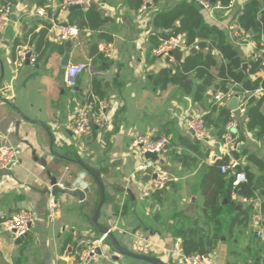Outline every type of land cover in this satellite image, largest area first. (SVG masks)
Here are the masks:
<instances>
[{
  "label": "crops",
  "instance_id": "1",
  "mask_svg": "<svg viewBox=\"0 0 264 264\" xmlns=\"http://www.w3.org/2000/svg\"><path fill=\"white\" fill-rule=\"evenodd\" d=\"M3 1L5 0H0V3ZM61 1L14 0L10 22L0 36V86L5 83L8 93L13 97L11 100L0 98V140L10 146H22L19 162L10 169L11 172H0V219L21 210L31 213L34 218L31 230L20 242L11 233H0V264L74 262L79 251L102 235L92 223L99 205L97 223L100 226L115 229V226L125 228L126 225L128 230L141 227L145 235L151 234L149 238L157 244L149 252L152 256L159 249L175 252L177 257L179 253H199H185L182 236L175 234L181 228L189 234L193 232L191 236L196 240L200 236L205 240L217 236L215 245L206 253L215 264H264V240L255 236L257 229L264 225V217L260 211L262 197L256 193L255 197L246 198L240 195V191L236 195L231 194V199L236 204L234 210L225 206L221 195L214 207L206 203L208 194L213 190L208 167L216 161L236 160L239 165L248 166L255 175L264 174V137L255 138L245 125L244 114L234 111L236 126L231 129L234 135L232 144H226L223 135L219 138L214 134L215 130L210 128H207L206 139L194 143L187 130V121L191 115L184 108L186 106L183 103L184 106L176 104L172 96L177 89L179 97L182 94L186 102L191 101L204 110L199 114L203 117L211 110V102L215 103L213 86L207 88V101L201 103L193 102L189 95L181 93L173 84L154 94L145 86L146 75L156 69L151 54L147 52L146 62H142V116L137 117L136 113L140 114L141 109H133L126 98L128 94H125L126 91L133 97L132 84L127 81L131 63L120 59L122 56H119V51H116L115 58L107 60L99 52L98 46L106 42L113 44L115 48V44L122 45L132 39L137 32L136 23H141L135 20V17H139L135 16L139 13L138 10L129 9L125 0H85L81 7L67 11L60 9ZM247 1L234 0L230 6L223 7L212 0L219 6L212 14L203 11L206 19L228 32L229 40L239 48L248 64L247 73L242 71L254 80L258 76H264V68L250 74L249 62L261 58L263 67L264 58L261 50L256 49L251 36L237 25L235 15ZM174 4L176 3L170 2L169 6L163 8ZM261 4L264 6V0H261ZM89 5H94L111 16L112 20L106 22L100 30L111 35V40L97 38L100 32L97 31L81 35V48L71 43L68 61L70 59L71 62L86 64V69L71 88L74 91H68L70 88L64 84L65 67L61 65V60L66 47L64 53L53 51L39 63L26 62L17 66L16 59L22 50L37 57L34 51L36 33L45 30V39L60 44L56 41L59 27L65 23L77 24V19L71 14L76 10H84ZM38 7H45V16L35 14ZM146 27L148 28V22ZM235 30H243L247 35L241 41L233 42L230 34ZM133 39L142 40L147 49L154 47L149 35L142 33V37H139L137 34ZM94 42L98 43L97 52L91 55L90 45ZM183 47L181 55L187 54L190 49L185 45ZM213 54L217 62L221 63V55L217 51H213ZM96 55L100 57L97 60ZM169 62L175 63L172 59ZM212 71L215 72V69ZM192 75L193 73L190 77ZM194 79L193 82L196 83L198 80ZM234 85L240 87L239 84ZM94 86L101 87L102 96L92 93ZM116 91L119 99L115 102L111 95ZM91 94L114 104L113 127L101 131L94 128L90 135L74 139L68 129L69 123L75 110L89 101ZM261 94L262 91L252 92L251 96ZM169 102L180 109V115L184 114L183 118H166L178 113L170 112L169 109L167 111ZM118 104L121 105L119 109ZM229 111L231 113L232 110ZM261 112L264 113V105ZM185 115H189L187 120ZM66 128L68 136L61 132ZM128 129L135 132L138 130L142 134L146 130V135L156 138L165 136L169 139V150L163 162L160 161L171 179L163 189L153 190L150 182L148 186L144 184L148 182L143 179L144 175L139 177L134 174L137 161L126 152L130 139ZM184 133H188L193 143L198 145L197 150L182 147L180 137ZM33 150L36 156L44 157L45 167L36 161ZM182 151L196 158L195 164H189L192 163L189 159L184 166L177 157ZM249 155L261 160L262 166L249 158ZM47 173L56 176L57 182H62L71 189H88L82 200L66 193L56 194L58 210L52 222L48 220L46 212L50 189ZM244 198L248 200L244 201ZM215 220H218L217 225ZM162 259L167 258L163 256ZM96 264L154 263L130 257H121L115 261L102 252ZM167 264L183 263L178 259L174 262L168 260Z\"/></svg>",
  "mask_w": 264,
  "mask_h": 264
},
{
  "label": "trees",
  "instance_id": "2",
  "mask_svg": "<svg viewBox=\"0 0 264 264\" xmlns=\"http://www.w3.org/2000/svg\"><path fill=\"white\" fill-rule=\"evenodd\" d=\"M143 1L125 0V3L129 9L137 11ZM230 1L213 0L214 3H219L223 7H228ZM71 15L77 19L81 35L84 32L100 31L106 22L112 20L111 16L104 14L94 5H89L84 10L73 11ZM235 15L237 16V25L255 41L256 49L261 50L264 46V6H262L261 0H248L241 9L236 11ZM45 32L43 30L34 35V38L36 37L34 51L37 54L35 63H39L41 59L45 60V57H48L53 51L62 54L66 50L65 44H56L45 39ZM147 32L154 47L159 44L160 39H170L181 35L184 45L190 49L184 55L174 54V64L169 62L167 56L152 58L156 69L146 75V87L157 94L164 91L169 84H173L181 93L189 95L192 101L197 103L207 101L205 94L210 86H213L214 93L217 90H227L229 83L239 84L243 91H254L261 88V95L251 96L248 99L244 118L247 129L253 132L255 138L264 137V113L261 112V107L264 105V76H258L252 80L245 75L240 68L246 60L242 57L239 48L229 40L228 32L225 29L206 19L205 12L194 0H180L171 7L154 12L148 20ZM97 38L110 41L111 35L100 31ZM194 44L198 46V49L192 50ZM97 45V42L90 45L89 53L91 55L97 52ZM152 48L151 46L147 53H150ZM213 51H217L221 55V63L217 62ZM261 62V58L250 61L248 73L255 74L259 69H263L264 66L262 67ZM212 69H215V72ZM191 73L198 81L181 87L180 84L188 79ZM100 88L94 86L92 93L102 96ZM230 114L229 110L211 102V110L202 118L206 127L215 130L214 134L221 138L225 124L230 119ZM180 139L184 149L197 150L198 145L193 143L188 133H184ZM177 157L184 166L187 161L189 162V159L192 162L189 164H195L197 160L185 151L179 153ZM249 158L254 159L259 166H262L261 160L256 159L254 155H249ZM224 163L227 161L218 160L208 167L211 171L209 178L213 190L208 194L206 203L212 204L214 207L217 198L221 195L225 206L234 210L236 204L231 199L232 192L238 193L240 191V195L246 198H253L258 193L262 197L260 211L264 217V174L255 175L248 166L238 165L237 171H243L247 180L233 189L234 174L220 172V165ZM222 189L223 192L221 193ZM215 223L217 225L218 220H215ZM175 234L182 236L185 253L197 251L206 254L215 245L217 239V236L214 235L208 240H205L203 236L196 240L195 237L191 236L193 232L189 234V232L182 231L181 228L175 231Z\"/></svg>",
  "mask_w": 264,
  "mask_h": 264
},
{
  "label": "built area",
  "instance_id": "3",
  "mask_svg": "<svg viewBox=\"0 0 264 264\" xmlns=\"http://www.w3.org/2000/svg\"><path fill=\"white\" fill-rule=\"evenodd\" d=\"M198 6H200L204 11L212 14L217 6L212 2V0H194ZM234 0L230 1L229 6ZM85 0H62L59 4L62 10H72L77 7L84 5ZM14 8V0H5L0 3V36L3 34L5 28L10 22L11 15ZM150 8V0H144L143 4L138 9L141 14L146 9ZM38 16H45V7H38L35 11ZM149 17L147 18L148 21ZM142 33L148 35L147 28H142ZM247 35L243 30H235L230 34V38L233 42L241 41L242 38ZM81 31L76 23H65L59 27L58 33L56 34V41L59 43H65L69 41L79 48L82 47L83 43L81 41ZM183 41V37L178 35L176 37H171L170 39H160L157 46L153 47L150 51L152 58L167 56L169 59L174 60V54H169L174 49L178 48L180 52L183 51L184 47L180 46V41ZM194 49H198L197 45L193 46ZM99 52H101L107 59H111L116 55V49L113 44L102 42L98 46ZM264 53V46L261 49ZM29 51L22 50L19 52L16 59L17 66H22L28 61L30 64H34L36 61V55L30 53ZM175 62V60H174ZM86 69V64L82 62H71L70 59L65 66L64 72V84L67 88H73L76 84L78 76ZM8 86L3 83L0 86V98L4 100L13 99L12 94L7 91ZM262 91L258 88L254 91L244 90L238 95V105L235 110L231 111L230 120L225 125V131L223 137L226 144H232L234 140V135L232 134V127L236 126L235 113L244 114L246 111L247 101L251 96L252 92ZM235 95V90L233 87L228 86L227 90H217L214 93L213 100L215 103L222 105L227 103ZM115 112V107L113 103L105 99H101L98 96L91 94L90 100L78 107L69 123L70 135L74 139L83 138L92 133L94 128L105 129L112 126V119ZM192 129L194 136L199 140H204L208 136V129L199 114L191 115L187 121V130ZM133 147H136L141 155L145 153H155L157 159L146 158L144 156V161H138L134 174L143 173V175H149L150 185L153 190L163 189L168 181L171 179L168 172H166L159 162L160 156H165L169 150L170 141L167 137H157L154 138L150 135L142 133H134L132 140ZM22 152L21 145L10 146L7 144L0 145V172L4 169H12L19 162L20 154ZM239 163L236 160H231L227 163L220 165V170L222 173H232L234 178L232 180V187L235 189L239 184L247 180L246 175L243 171H237ZM155 175V177H152ZM56 185L60 188H65V184L62 182H56ZM48 201L46 206L47 217L50 222L54 221L57 215L58 202L56 200L55 194L52 193L51 186L49 187ZM236 195L235 191L232 192ZM244 201L248 200L246 198ZM34 222V218L31 213L27 211H19L12 214L9 217L0 219V231H5L14 235V237L20 238L27 235L31 230ZM256 237L264 240V225L257 229L255 233ZM107 239L106 233L100 235L95 240L89 242L85 248L77 253V259L69 264H96L101 257L99 248L102 249L104 242ZM177 253V252H176ZM174 257L179 259L183 264H215L210 257L206 254L195 253L192 255H185L179 253Z\"/></svg>",
  "mask_w": 264,
  "mask_h": 264
},
{
  "label": "water",
  "instance_id": "4",
  "mask_svg": "<svg viewBox=\"0 0 264 264\" xmlns=\"http://www.w3.org/2000/svg\"><path fill=\"white\" fill-rule=\"evenodd\" d=\"M183 41L181 39L180 41V46H182ZM65 47L67 48L66 52L64 53L62 60H61V65L63 67H65L68 63V57H69V49L71 47V43L69 41L65 42ZM194 50V49H193ZM169 54H180L181 52L178 48L174 49L173 51H171ZM30 55V53H28V56ZM261 56L264 58V53L262 52ZM28 63V61H27ZM247 67L248 64L246 62H244L241 65V70H243L245 73H247ZM191 80L190 79H186L184 80L180 85L181 87L186 86ZM230 87H233L235 90V95L230 99V101L226 104L223 105V109H227V110H235L237 108L238 105V95L241 92V87L234 85L233 83H229ZM17 130V129H16ZM189 134L191 135V137L193 138L194 143H199L200 140L197 139L194 136V132L192 129H188ZM5 144V141H1L0 140V145ZM33 154H34V158L36 159V161H38V163L40 165H42L43 167L46 166V161L44 159V157H38L35 155V150H33ZM146 158H151L156 160L157 159V155L155 153H150L147 152L144 155ZM10 169H4L3 173H10ZM50 173V172H48ZM48 177L50 179V186H51V190L53 194H58V193H66L68 195H71L73 197H79V199H83L84 198V194L85 192L88 191L87 188L84 189H71L69 187H65V188H60L58 187V185H56V176L48 174ZM152 177H155V175H152ZM149 175H144L143 179L145 181H149ZM123 190V188H122ZM99 208L100 205L98 206V208L95 211L94 217L92 219V223L95 225V227L100 231L101 234L106 233L107 235V239L104 242L105 245V253L107 255H109L110 258H112V260H118L121 259V257H130V258H135V259H140L143 261H148V262H152L154 264H167V261H177V258L174 257L173 252L171 253L169 250H156V253L154 256H152L149 252L150 250L153 251V249L155 248V246L157 245L153 240H151L149 237L151 234L145 235V232H142V228L138 227L136 229H127L126 225L124 226L125 228H120V225L115 226V229H110L108 226L102 227L97 223V218L99 215ZM26 235L17 238L18 241H22V239L25 237ZM153 246V247H152ZM152 248V249H151ZM99 252L102 253L103 250L101 248H99ZM163 256H166V260L162 259Z\"/></svg>",
  "mask_w": 264,
  "mask_h": 264
},
{
  "label": "rangeland",
  "instance_id": "5",
  "mask_svg": "<svg viewBox=\"0 0 264 264\" xmlns=\"http://www.w3.org/2000/svg\"><path fill=\"white\" fill-rule=\"evenodd\" d=\"M180 0H150V8L149 9H146L143 13H136L135 14V16H139L138 18L137 17H135V20H136V22L137 21H141V23L139 22H137L136 24H137V29H136V35L133 37V38H135L136 36H137V34L139 35V37H142V27H146V23L148 22L147 21V18L149 17V15H151L155 10H159V9H164L163 7H166L168 4H170V2H171V4H173V3H177V2H179ZM169 6V5H168ZM14 9V8H13ZM140 18V19H139ZM139 19V20H138ZM147 28V27H146ZM139 31V32H138ZM130 39V40H128L127 42H123L122 43V45H120V44H115V48H116V51L118 52L119 51V56H122V58H120V59H124L125 61L126 60H128L131 64H130V75H129V77L127 78V81L130 83V84H132V90H133V94H131V96H133V97H130L129 96V93H127L126 91H125V94H128V96H126V98H128V101H129V105L130 106H132L133 107V109L135 108V107H139L140 109H141V113L139 114V113H136V116L137 117H139V115L140 116H142V62H146L145 61V58H146V56H145V53L147 52V46L145 45V43H142V40L141 41H135V39ZM152 43V42H151ZM123 46V47H122ZM122 47V48H121ZM116 56V55H115ZM115 56L113 57V58H115ZM119 56H117V59L116 60H118L119 59ZM98 58H100L98 55H96V60L98 59ZM113 58H111V59H113ZM111 59H107V60H111ZM129 66V65H128ZM190 79L192 80L191 81V83L195 80L194 78H193V75L190 77ZM195 82V81H194ZM193 82V83H194ZM177 90V89H176ZM175 90V94L172 96V98L176 101V104H180V105H182V106H186V107H184V108H186V110H188V114L189 115H196V114H201V113H203L204 112V110L203 109H201V108H199V107H197V106H195V104L194 103H192L191 101H190V103L189 102H186L185 100H184V97H182L181 95H180V97H179V94L177 93V91ZM68 91H74V89H70V90H68ZM172 93H174V91L172 92ZM115 94V95H114ZM114 94L113 95H111V98L112 99H114L115 100V102L117 101L116 99H119V95H118V93H117V91L116 92H114ZM176 96H178V97H176ZM127 101V102H128ZM185 101V102H184ZM171 102V101H170ZM169 102V104H168V106H167V111H168V109L170 110V112H175V111H177L178 113L177 114H175V115H171L170 114V117L169 116H166V118L168 117V118H171V119H174V118H178V116L179 117H181V118H183V116H184V114L182 115H180V109L178 108H176L175 107V104H173V103H170ZM184 105H183V104ZM126 104V103H125ZM188 104V105H187ZM207 105H209V102H207ZM120 104H118V108L117 109H119L120 108ZM181 106V107H182ZM188 115V116H189ZM188 116H186L185 115V118H186V120H187V117ZM180 119V118H179ZM181 120V119H180ZM181 123H182V121H180ZM133 123H135V122H133ZM184 123V122H183ZM113 127V126H112ZM111 127V128H112ZM135 128V127H134ZM100 131L101 130H104V129H99ZM139 130H141V132H142V128L140 127V129ZM67 131H68V129L66 128V129H62L61 130V132L64 134V135H66V136H68V134H67ZM128 135H130V139H129V141H128V145H127V148H126V152L128 153V154H131L133 157H134V159H135V161H144V156L143 155H141L140 153H139V151H138V149L136 148V147H133V145H132V140H133V136H134V133H141V132H139L138 130L135 132V131H132V130H130V129H128ZM134 132V133H133ZM144 132L145 133H143V134H146L147 133V131L146 130H144ZM131 133V134H130ZM164 158H165V156H160L159 157V162H161L160 160H162V162H163V160H164ZM142 174L143 173H138V176L139 177H141L142 176ZM144 184L146 185V186H148L149 185V182H144ZM5 231H0V233L1 234H3ZM8 233V232H7ZM102 250H103V252H105V245H103L102 246Z\"/></svg>",
  "mask_w": 264,
  "mask_h": 264
}]
</instances>
